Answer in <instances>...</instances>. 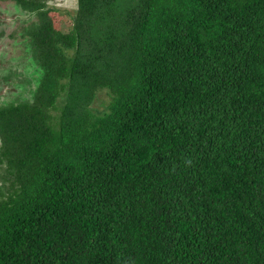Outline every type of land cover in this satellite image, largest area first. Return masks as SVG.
<instances>
[{"label": "trees", "instance_id": "1", "mask_svg": "<svg viewBox=\"0 0 264 264\" xmlns=\"http://www.w3.org/2000/svg\"><path fill=\"white\" fill-rule=\"evenodd\" d=\"M51 1L0 0V264H264V0H78L73 53Z\"/></svg>", "mask_w": 264, "mask_h": 264}, {"label": "rangeland", "instance_id": "2", "mask_svg": "<svg viewBox=\"0 0 264 264\" xmlns=\"http://www.w3.org/2000/svg\"><path fill=\"white\" fill-rule=\"evenodd\" d=\"M49 6L52 8V16L54 17L55 20V26L56 28L60 31L61 37L64 39V46L66 49L70 52H74V40H75V29H74V15L77 10L78 6V0H53L49 3ZM5 13H8L6 11ZM14 14H8L6 16H3L0 14V21L3 23H8L11 21L13 18ZM9 27V23L7 25ZM10 30L9 28H7ZM6 33H3V31L0 30V48L3 42V36ZM11 54L12 59H13V54L12 53H7L6 55ZM2 60H0L1 63ZM12 62H15V60H10ZM7 63V62H6ZM7 65V64H6ZM13 70H18L20 72L21 69H17L16 67H12L10 71ZM9 71V72H10ZM10 77H9V76ZM4 77L6 78H15V75L12 73H9ZM22 76V75H21ZM111 101V95L109 94L108 90H102L99 92L98 97L96 98L93 107L94 110H96L98 113L103 112L104 110H107L108 105Z\"/></svg>", "mask_w": 264, "mask_h": 264}]
</instances>
